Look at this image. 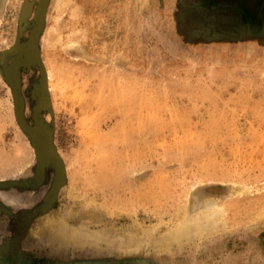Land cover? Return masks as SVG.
Listing matches in <instances>:
<instances>
[{
	"label": "rangeland",
	"instance_id": "obj_1",
	"mask_svg": "<svg viewBox=\"0 0 264 264\" xmlns=\"http://www.w3.org/2000/svg\"><path fill=\"white\" fill-rule=\"evenodd\" d=\"M0 264H264V0H0Z\"/></svg>",
	"mask_w": 264,
	"mask_h": 264
}]
</instances>
